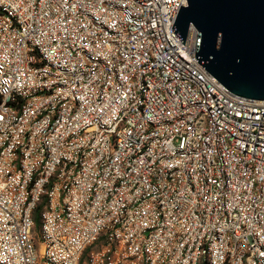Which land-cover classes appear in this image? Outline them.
Returning a JSON list of instances; mask_svg holds the SVG:
<instances>
[{"label": "built area", "instance_id": "obj_1", "mask_svg": "<svg viewBox=\"0 0 264 264\" xmlns=\"http://www.w3.org/2000/svg\"><path fill=\"white\" fill-rule=\"evenodd\" d=\"M185 2L0 0V264H264V99Z\"/></svg>", "mask_w": 264, "mask_h": 264}, {"label": "water", "instance_id": "obj_2", "mask_svg": "<svg viewBox=\"0 0 264 264\" xmlns=\"http://www.w3.org/2000/svg\"><path fill=\"white\" fill-rule=\"evenodd\" d=\"M196 30L194 57L231 93L264 99V0H186L170 29Z\"/></svg>", "mask_w": 264, "mask_h": 264}, {"label": "trees", "instance_id": "obj_3", "mask_svg": "<svg viewBox=\"0 0 264 264\" xmlns=\"http://www.w3.org/2000/svg\"><path fill=\"white\" fill-rule=\"evenodd\" d=\"M41 203H42V201L38 202V203L35 205V207H34V209H33V211H32V214H33V217H34V221H35V225H36V222H37V224H38V211H39V208L41 207ZM34 227H35V226H34Z\"/></svg>", "mask_w": 264, "mask_h": 264}, {"label": "rangeland", "instance_id": "obj_4", "mask_svg": "<svg viewBox=\"0 0 264 264\" xmlns=\"http://www.w3.org/2000/svg\"><path fill=\"white\" fill-rule=\"evenodd\" d=\"M35 228H37V222H36Z\"/></svg>", "mask_w": 264, "mask_h": 264}]
</instances>
